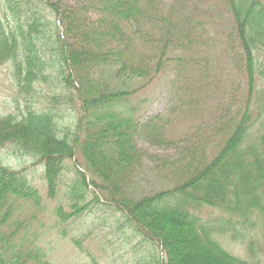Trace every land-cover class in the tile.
<instances>
[{
	"label": "trees",
	"instance_id": "16d2710c",
	"mask_svg": "<svg viewBox=\"0 0 264 264\" xmlns=\"http://www.w3.org/2000/svg\"><path fill=\"white\" fill-rule=\"evenodd\" d=\"M74 1L76 6L70 0H0V66L11 63L17 94L30 96L44 78L47 53L54 52L64 89L74 88L73 78L84 81L76 94L82 136L78 129L71 139L58 137L49 111L27 108L19 120L0 117V147L13 145L19 155L43 165L49 199L57 194L65 161L78 158L70 189L72 212L64 215L58 208L57 217H79L83 208L76 200L82 190H95L93 203L115 206L135 235L161 247V260L151 254L148 264H264V91L259 88L264 83V0H212L228 13L244 91L240 99L230 95L212 124L196 129L185 142L169 137L165 115L141 119L116 107L137 91L129 90L132 82L150 84L170 74L172 97L193 115L205 98L190 83L194 57L205 54L198 35L203 25L183 15V0ZM99 67H110L120 86L96 89L91 76ZM58 99L51 100L60 105ZM139 142L178 151L170 165L171 190L131 195L130 181L144 159ZM78 168L90 175L89 184ZM171 200L178 201L176 206ZM40 206L41 197L24 172L0 164V264H52L38 246L34 222ZM199 207L225 214L224 226L199 223L190 213ZM258 224L263 232L257 247L244 232ZM214 230L245 245L253 261L226 252L211 236Z\"/></svg>",
	"mask_w": 264,
	"mask_h": 264
},
{
	"label": "rangeland",
	"instance_id": "374dc122",
	"mask_svg": "<svg viewBox=\"0 0 264 264\" xmlns=\"http://www.w3.org/2000/svg\"><path fill=\"white\" fill-rule=\"evenodd\" d=\"M164 1L167 4L172 2ZM70 3L71 6L77 5L74 0H70ZM182 13L184 16L197 19L203 25L198 35L204 44L205 54L204 56L196 54L197 57H194L196 66L190 72L193 77L190 80L191 86L195 89L201 88L205 96L199 105H195V113L186 114L185 109L179 106L175 97H172L173 78L170 74H165L150 84L132 82L129 90L137 91L118 103L116 108L125 115L141 119L156 114L165 115L169 120V137L181 138L185 142L187 135L192 137L196 129L200 128L203 131L212 124L214 115L220 111L230 95L235 93L240 99L245 83L240 55L233 47V39H229L230 24L225 7L212 0L193 2L183 0ZM47 17L51 19L50 16ZM45 59L47 64L42 72L44 78L37 85L36 92L30 96L17 94L12 64L0 66V117L11 115L19 120L27 108L36 113L45 110L52 114L56 122L58 137L67 135L71 139L78 129V135L82 136L80 104L76 94L83 90L84 81L80 83L73 78L74 88L64 89L59 82V72L62 69L58 57L51 52L47 53ZM113 76L114 72L110 67H99L92 73L91 81L95 83L96 89L104 87L103 89L108 91L120 86ZM259 88L264 91V83H261ZM174 89L176 90L173 92L178 93L179 88ZM53 97L59 98L57 102L61 104L54 103L51 100ZM23 99H26L25 102ZM204 137H208L207 133ZM193 143L194 140L191 141V144ZM138 145L143 150L144 159L130 181L131 195L140 198L171 190L173 181L170 177L172 175L170 165L177 157L178 151L150 147L142 142ZM77 162L79 159L76 157L65 161L66 169L57 194L55 198L49 199L43 179V165L29 157L19 155L13 145L0 147V164L12 171L24 172L30 185L37 189L41 197V206L35 212L37 220L34 226L38 246L44 251L47 259L52 264H148L149 255L153 254L161 260L163 256L161 247L143 241L140 236L135 235L132 227L126 222L125 214L115 206L112 205L110 208L93 203L95 190L91 188L82 190L81 199L76 200L77 205L83 208L79 217L65 221L57 217L58 208L64 215L72 212L75 199L70 189L75 180L74 168L77 167ZM84 174L89 184L91 177L86 172ZM177 203V200L175 202L171 200L170 205L176 206ZM190 213L205 226L211 228L224 226L222 224L225 222L223 223L222 219L226 218V215L215 208L199 207L190 209ZM21 215V218L28 219V214ZM236 229L240 231L241 228L236 226ZM217 231L219 230H214L216 233L211 236L226 252L249 263L253 261L245 245L231 240L226 233ZM262 232L263 227L258 224L244 234L254 244L257 243L258 247L262 242Z\"/></svg>",
	"mask_w": 264,
	"mask_h": 264
}]
</instances>
